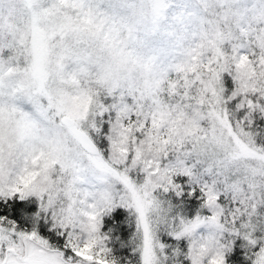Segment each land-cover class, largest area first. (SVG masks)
Here are the masks:
<instances>
[{
	"label": "snow or ice",
	"instance_id": "snow-or-ice-1",
	"mask_svg": "<svg viewBox=\"0 0 264 264\" xmlns=\"http://www.w3.org/2000/svg\"><path fill=\"white\" fill-rule=\"evenodd\" d=\"M0 264H264V0H0Z\"/></svg>",
	"mask_w": 264,
	"mask_h": 264
},
{
	"label": "trees",
	"instance_id": "trees-1",
	"mask_svg": "<svg viewBox=\"0 0 264 264\" xmlns=\"http://www.w3.org/2000/svg\"><path fill=\"white\" fill-rule=\"evenodd\" d=\"M124 231L118 232L115 229V233L111 237L110 245L113 247L114 254L120 256L121 259L131 257L133 255V249L136 247L134 242L135 226L134 222L129 218L123 224Z\"/></svg>",
	"mask_w": 264,
	"mask_h": 264
},
{
	"label": "rangeland",
	"instance_id": "rangeland-1",
	"mask_svg": "<svg viewBox=\"0 0 264 264\" xmlns=\"http://www.w3.org/2000/svg\"><path fill=\"white\" fill-rule=\"evenodd\" d=\"M136 245V244H135Z\"/></svg>",
	"mask_w": 264,
	"mask_h": 264
}]
</instances>
